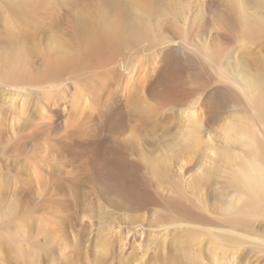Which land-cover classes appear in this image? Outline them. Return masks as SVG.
<instances>
[{"label": "rangeland", "instance_id": "374dc122", "mask_svg": "<svg viewBox=\"0 0 264 264\" xmlns=\"http://www.w3.org/2000/svg\"><path fill=\"white\" fill-rule=\"evenodd\" d=\"M255 150L264 0H0V264H264Z\"/></svg>", "mask_w": 264, "mask_h": 264}, {"label": "bare ground", "instance_id": "6f19581e", "mask_svg": "<svg viewBox=\"0 0 264 264\" xmlns=\"http://www.w3.org/2000/svg\"><path fill=\"white\" fill-rule=\"evenodd\" d=\"M12 67V66H11ZM262 146V145H261ZM255 149V148H254ZM263 149V148H262ZM260 150V149H259ZM258 150V151H259ZM255 151H257V150H255ZM257 151V152H258ZM259 154H258V157H259V160L261 161V165H262V169H263V172H261V173H263L264 174V151H259L258 152ZM243 220V219H242ZM239 223L240 224H245L244 223V220H243V222H241V221H239ZM225 224V223H224ZM248 226V225H247ZM249 227V226H248ZM252 228V227H251ZM254 229V228H253ZM244 231V230H243Z\"/></svg>", "mask_w": 264, "mask_h": 264}]
</instances>
